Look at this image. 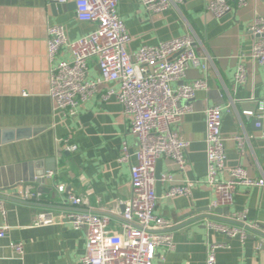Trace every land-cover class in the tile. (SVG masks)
Masks as SVG:
<instances>
[{
  "label": "crops",
  "instance_id": "1",
  "mask_svg": "<svg viewBox=\"0 0 264 264\" xmlns=\"http://www.w3.org/2000/svg\"><path fill=\"white\" fill-rule=\"evenodd\" d=\"M232 11L221 18L205 11L206 0H183L177 9L150 16L140 0H118V13L132 42L129 51L143 46H157L191 34L200 42V50L212 60L211 73L190 68L183 83L206 79L208 88L197 92L191 101L192 111L176 125L179 138L188 143V165L181 171L176 163L162 157L156 163V214L172 227L174 249H157L154 264H207L210 245H226L217 251L216 264H264V190L240 186L230 206L215 207L216 194L209 183L207 127L205 110L223 109L222 137L228 169L242 167L254 179L264 177V65L252 57L254 39L249 27L255 17L264 15V0H247L237 8V0H228ZM61 5V6H60ZM53 8L51 0H0V130L31 131L29 138L0 146V167H13L0 178V197L6 214L0 213V226L11 228L0 239V264H72L86 254V232L69 224L36 226L40 213L59 218L73 210L67 203L71 193L87 200L78 211L110 217V229L121 233L123 203L132 195L131 163L121 161L122 149L134 152L138 139L129 134V119L116 99H102L106 87L90 100L81 103L75 118H66L50 96V70L56 62L48 57V29L64 28L69 41H77L96 30L91 23L76 18L75 0ZM90 77L98 78L96 59L89 62ZM245 67L246 81L238 83L239 67ZM118 89V85H112ZM185 101L180 103L184 106ZM252 112L253 117L245 115ZM262 116V128H257ZM33 131H38L34 134ZM235 137H242L241 150ZM66 141L76 146L67 151ZM42 161L56 167L52 177L42 184L12 181L30 177L23 165ZM49 162V163H47ZM16 167H19L16 168ZM33 172L36 169L33 167ZM173 175L176 184L192 183L188 195L165 197L167 185L162 175ZM223 179H230L226 173ZM14 183V182H13ZM20 186L37 195L26 204L19 199ZM65 187V192L58 190ZM23 201L24 203H22ZM229 209V214L216 212ZM245 213L246 222L257 233L247 231L228 238L207 229L208 221L240 227L233 221ZM243 224V223H242ZM246 226V225H245ZM23 243L20 256L12 244Z\"/></svg>",
  "mask_w": 264,
  "mask_h": 264
},
{
  "label": "built area",
  "instance_id": "2",
  "mask_svg": "<svg viewBox=\"0 0 264 264\" xmlns=\"http://www.w3.org/2000/svg\"><path fill=\"white\" fill-rule=\"evenodd\" d=\"M69 0H51L66 4ZM150 16L177 9L183 0H140ZM76 18L81 23H91L96 30L77 41H69L64 28L51 26L48 29V57L56 64L50 70V96L56 110L64 117L75 118L81 103L90 100L105 88L102 99L117 100L123 106V114L129 119V134L138 139V148L131 153L124 145L121 161L136 163L131 165L132 195L123 203V223L121 233L110 229V217L92 212L78 211L88 203L83 197L67 194V203L73 208L59 220L51 213H40L36 226L54 225L57 222L69 224L74 229L86 232V254L72 264H154L157 249H174L173 235L165 230L172 225L156 214L157 195L155 192V169L162 158L173 160L181 171L188 165L186 151L188 143L179 138L176 125L183 115L192 111L191 101L200 90L208 88L207 80L200 79L183 83L178 88L173 83L184 80L190 68L211 73L212 60L199 48V40L191 35L160 43L157 46H143L130 52L132 38L118 13V0H75ZM247 5V0H237V8ZM205 11L221 18L232 11L228 0H206ZM253 37L251 57L259 65H264V15L255 17L249 27ZM96 59L98 78L90 77L89 62ZM245 67L238 69V83L246 81ZM118 85L114 89L112 85ZM185 101L184 106L180 103ZM253 117L252 112H245ZM207 127V158L209 165V185L216 194L215 207L230 206L233 195L240 186L259 187L264 190V177L254 179L242 167L228 169L225 142L222 137L223 109L209 106L205 110ZM257 128H262V116L257 117ZM244 150L242 137L234 139ZM66 143V141H63ZM67 151L76 146L66 143ZM229 173L230 179H223ZM47 172L46 177H52ZM167 185L165 197L185 196L192 183L176 184L173 175L160 178ZM61 193L64 186H59ZM1 194V193H0ZM17 197L24 202H33L37 197L24 187L16 188ZM0 213L6 214L5 202L0 198ZM233 221L246 222L245 213L234 215ZM9 225L0 226V239L6 237ZM207 229L228 238L247 236L245 228L226 223L208 221ZM12 247L24 255V244ZM226 245H210L207 264H216L217 251Z\"/></svg>",
  "mask_w": 264,
  "mask_h": 264
},
{
  "label": "water",
  "instance_id": "3",
  "mask_svg": "<svg viewBox=\"0 0 264 264\" xmlns=\"http://www.w3.org/2000/svg\"><path fill=\"white\" fill-rule=\"evenodd\" d=\"M60 4L53 2V8L57 7V9H60ZM34 134L38 131H33ZM32 133L31 131H26V130H0V146L9 144L11 142H14L16 140H21L23 138H29L31 137ZM49 163V162H47ZM33 167L36 169V173H32L33 172ZM19 169V167H16ZM28 168L30 170V177H18V179L16 181H12V183L10 184V186H14L16 182H35L38 184H42L45 182V175L47 172H53L55 171L56 167H49L48 165L42 163V161L37 162V163H30V164H25L23 165V169ZM13 167H7L6 169L3 167H0V178H2V174L5 171H10L12 170ZM1 180V179H0ZM14 182V183H13ZM0 188H2V186L0 185ZM2 199V197H0ZM22 203H24L23 201H21ZM26 204H31V202H25ZM216 212H223L225 215L229 214V209H224L222 211H220L219 209L216 210ZM225 223H231V221L226 220ZM240 227L245 228L246 230H249L253 233H257L255 230L248 228L247 226H245L242 223L238 224ZM264 231V228H262ZM263 238H264V233H259Z\"/></svg>",
  "mask_w": 264,
  "mask_h": 264
}]
</instances>
